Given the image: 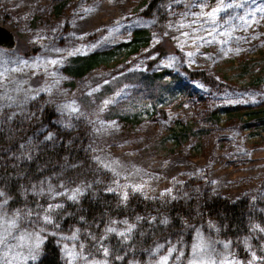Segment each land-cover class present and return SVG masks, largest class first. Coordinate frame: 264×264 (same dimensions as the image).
Instances as JSON below:
<instances>
[{
    "label": "rangeland",
    "instance_id": "rangeland-1",
    "mask_svg": "<svg viewBox=\"0 0 264 264\" xmlns=\"http://www.w3.org/2000/svg\"><path fill=\"white\" fill-rule=\"evenodd\" d=\"M149 1L148 13H136ZM233 2L0 0V24L15 39L12 46L0 45V79L19 76L29 94L42 92L59 124L84 117L93 157L123 184L156 194L171 175L200 171L232 199L261 193L264 1L244 22L220 24L217 14ZM53 4L55 12L47 11ZM63 24L76 37L98 27L102 32L54 51L51 33ZM136 27L144 29L136 39L141 46L132 50ZM101 42L113 52L74 71ZM200 68L211 72L216 87L188 75ZM90 184L49 180L46 189L71 198ZM59 207L58 200H49L39 212L52 219ZM97 241L102 248L110 245L104 235Z\"/></svg>",
    "mask_w": 264,
    "mask_h": 264
},
{
    "label": "trees",
    "instance_id": "trees-1",
    "mask_svg": "<svg viewBox=\"0 0 264 264\" xmlns=\"http://www.w3.org/2000/svg\"><path fill=\"white\" fill-rule=\"evenodd\" d=\"M262 1L234 0L217 14L220 24L244 22ZM151 4L136 13H148ZM49 8L55 12V4ZM143 29L134 28L132 50L141 46L136 39ZM101 32L98 27L76 37L63 24L49 43L61 50ZM111 48L107 42L94 45L74 71L109 55ZM188 75L208 89L217 86L205 68ZM0 96V264H264V190L232 199L198 171L171 175L159 192L144 193L93 157L84 117L57 123L53 104L40 91L29 94L19 76L0 79ZM58 179L91 184L73 200L46 189L49 180ZM49 200L60 203L52 219L39 212ZM103 235L109 247L98 243Z\"/></svg>",
    "mask_w": 264,
    "mask_h": 264
},
{
    "label": "water",
    "instance_id": "water-1",
    "mask_svg": "<svg viewBox=\"0 0 264 264\" xmlns=\"http://www.w3.org/2000/svg\"><path fill=\"white\" fill-rule=\"evenodd\" d=\"M13 32L3 24H0V45L12 46L14 43Z\"/></svg>",
    "mask_w": 264,
    "mask_h": 264
},
{
    "label": "snow or ice",
    "instance_id": "snow-or-ice-1",
    "mask_svg": "<svg viewBox=\"0 0 264 264\" xmlns=\"http://www.w3.org/2000/svg\"><path fill=\"white\" fill-rule=\"evenodd\" d=\"M53 63H55V61H53ZM0 76H2V73H0ZM0 99H3V96H0ZM0 107H2V105H0ZM51 138H52L51 136L47 137V139H51ZM77 193H79V189H77ZM0 196H3V193L2 192H0ZM71 199L75 200L76 199V195H73L71 197ZM109 231H114V229H109ZM128 231H131V226L129 227ZM121 235H124V234L121 233Z\"/></svg>",
    "mask_w": 264,
    "mask_h": 264
}]
</instances>
